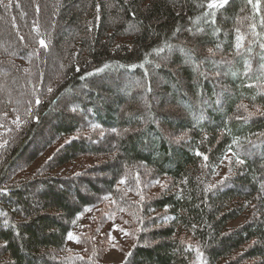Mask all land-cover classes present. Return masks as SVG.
Returning <instances> with one entry per match:
<instances>
[{
  "label": "trees",
  "instance_id": "1",
  "mask_svg": "<svg viewBox=\"0 0 264 264\" xmlns=\"http://www.w3.org/2000/svg\"><path fill=\"white\" fill-rule=\"evenodd\" d=\"M211 2L0 3V264H264V0Z\"/></svg>",
  "mask_w": 264,
  "mask_h": 264
},
{
  "label": "rangeland",
  "instance_id": "2",
  "mask_svg": "<svg viewBox=\"0 0 264 264\" xmlns=\"http://www.w3.org/2000/svg\"><path fill=\"white\" fill-rule=\"evenodd\" d=\"M77 232H79V229L77 230ZM109 233L111 234V237H113V239L115 238H118L119 236V227L117 225L115 226H112L110 228V231ZM117 242L113 241L112 246H115ZM111 246V247H112ZM110 249L106 252L105 254V257H104V260L106 263H117V262H120L123 257H124V254L123 252L119 251L117 248L113 247L112 249ZM76 248L78 249V247L76 246Z\"/></svg>",
  "mask_w": 264,
  "mask_h": 264
},
{
  "label": "snow or ice",
  "instance_id": "3",
  "mask_svg": "<svg viewBox=\"0 0 264 264\" xmlns=\"http://www.w3.org/2000/svg\"><path fill=\"white\" fill-rule=\"evenodd\" d=\"M3 0H0V3H2ZM228 0H212V2L209 4V7L215 8L217 6H223V4H226ZM249 3H252V0H248ZM41 45L44 46V42L41 41ZM242 162V161H241ZM69 238L71 239V234L69 235Z\"/></svg>",
  "mask_w": 264,
  "mask_h": 264
}]
</instances>
